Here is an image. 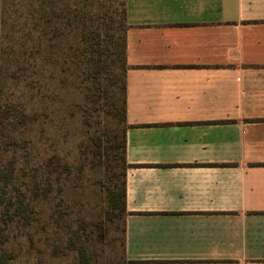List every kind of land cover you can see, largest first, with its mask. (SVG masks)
<instances>
[{
	"label": "crops",
	"instance_id": "1",
	"mask_svg": "<svg viewBox=\"0 0 264 264\" xmlns=\"http://www.w3.org/2000/svg\"><path fill=\"white\" fill-rule=\"evenodd\" d=\"M125 7V264H264V0Z\"/></svg>",
	"mask_w": 264,
	"mask_h": 264
},
{
	"label": "rangeland",
	"instance_id": "2",
	"mask_svg": "<svg viewBox=\"0 0 264 264\" xmlns=\"http://www.w3.org/2000/svg\"><path fill=\"white\" fill-rule=\"evenodd\" d=\"M126 0H0V264H125Z\"/></svg>",
	"mask_w": 264,
	"mask_h": 264
},
{
	"label": "trees",
	"instance_id": "3",
	"mask_svg": "<svg viewBox=\"0 0 264 264\" xmlns=\"http://www.w3.org/2000/svg\"><path fill=\"white\" fill-rule=\"evenodd\" d=\"M126 4V3H125ZM124 22H125V32H124V36H123V46H122V59H121V63H122V67H123V71H124V80H123V84H122V93H123V99H122V110H121V120L125 125V129H124V133H123V141L121 143V149L123 151V155H122V161L123 164L125 166V172H124V179H123V183H122V188H121V202L119 204L120 206V211L123 212L124 216L126 213V172H127V161H126V156H125V150H126V72L128 69V65H127V60H126V31H127V23H126V7L124 9ZM124 231V230H123Z\"/></svg>",
	"mask_w": 264,
	"mask_h": 264
}]
</instances>
